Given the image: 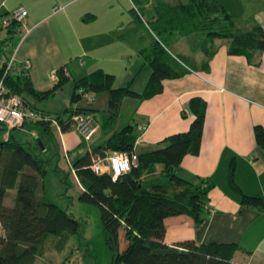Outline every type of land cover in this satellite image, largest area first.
I'll return each instance as SVG.
<instances>
[{"label": "crops", "instance_id": "crops-1", "mask_svg": "<svg viewBox=\"0 0 264 264\" xmlns=\"http://www.w3.org/2000/svg\"><path fill=\"white\" fill-rule=\"evenodd\" d=\"M161 3L178 2L0 0V17L17 7L27 11L17 26L0 28L5 30L0 35V51L4 47L10 49L3 56L0 54V63H12L11 75L24 70L37 91L49 90L61 67L67 70L68 80L73 84L80 77L102 69L115 79L118 74L128 77L126 80L131 82V87L142 66L135 67L137 64L146 65L150 73L143 52L149 53L150 47L158 41L169 55L165 54L166 60L174 58L189 72L163 79L162 91L153 97H131L135 100L133 123L128 125L134 127L133 146L136 150L154 148L168 135L187 131L194 119L189 100L200 97L206 102V112L199 149L197 154H186L182 158L176 174L193 183L200 178L214 182L208 193L204 221L195 226L188 215L165 218L164 243L174 245L184 240H192L197 245L234 243L239 248L234 253V262L264 264V210L241 205L227 180L229 165L234 161V179L240 190L247 195L264 197V149L257 145L254 136L255 125L264 128V50L252 52L250 60L245 55L229 54L227 39L201 35L183 37L174 32L164 34L160 41L149 22L157 18V7ZM55 7L60 9L54 11ZM252 18L264 29V3L254 11ZM148 73L142 89L134 91L143 90ZM73 88L74 85L71 92ZM23 95L30 105V99L36 100L26 92ZM68 101L70 104L65 109H88L86 114L97 128L93 136L104 134V125L97 122L95 114L102 112L104 121L107 94L98 95L91 106L73 105L71 97ZM117 130H107L105 140ZM54 135L60 159L65 157L67 163L68 159L102 144L95 143V137L89 142L83 140L75 129L62 132L55 128ZM71 172L81 191L74 170Z\"/></svg>", "mask_w": 264, "mask_h": 264}, {"label": "trees", "instance_id": "trees-1", "mask_svg": "<svg viewBox=\"0 0 264 264\" xmlns=\"http://www.w3.org/2000/svg\"><path fill=\"white\" fill-rule=\"evenodd\" d=\"M11 26L17 23L12 21L5 28ZM149 27L160 41L164 34L174 32L183 37L201 35L227 39L229 54L245 55L250 60L252 52L264 50L263 27L254 20L237 21L216 0L161 3L157 7V18L149 22ZM143 54L150 73L141 92L134 91L130 85L115 87L114 75L97 69L75 81L71 101L78 102L84 98V93L92 95L106 91L108 106L104 126L107 127L117 119L126 97L148 99L162 91L163 79L181 77L189 72L174 58L166 60V51L158 41L150 47L149 53ZM6 64L0 63L5 95L20 96L23 106L40 118L26 120L20 127L34 133L33 140L26 142L15 140L11 135L14 128L7 129L0 123V134L8 132L6 139H0V264H34L37 258L62 252L72 236H82L80 220L48 198L46 181L51 165L55 166L56 173L60 170L52 120L66 132L74 129L72 117L86 114L88 109L70 107L54 116L40 113L23 93L36 100L53 96L68 80L67 70L57 69L54 85L49 90L37 91L24 70L11 75L5 72ZM189 109L194 119L187 131L168 135L154 148L136 150V164L116 178L107 172L95 173L90 167L92 159L105 157L110 152L132 150L135 141L132 125L113 132L90 151L68 159L69 171L74 170L82 187L79 199L100 209L109 264H239L233 261L239 249L234 243L197 245L192 240L174 245L164 243V219L183 214L190 216L195 226L199 225L206 218L208 193L214 187L209 178L193 183L176 174L182 158L198 152L206 102L192 97ZM45 116L49 118L44 119ZM254 136L257 145L264 149V128L255 125ZM227 180L238 194L241 205L264 210L263 196L244 194L237 186L234 161L229 165ZM12 189H16V195L10 205L5 202L8 190ZM120 233L123 234V247H120Z\"/></svg>", "mask_w": 264, "mask_h": 264}, {"label": "rangeland", "instance_id": "rangeland-1", "mask_svg": "<svg viewBox=\"0 0 264 264\" xmlns=\"http://www.w3.org/2000/svg\"><path fill=\"white\" fill-rule=\"evenodd\" d=\"M186 0H177V2H185ZM222 4L227 11H230L232 17L239 22L246 23L252 21V15L256 9H258L264 0H216ZM140 7V5H137ZM240 17V18H236ZM153 27V25L151 24ZM5 30L0 29V35L4 34ZM163 39V38H162ZM6 49V51H4ZM10 49L4 47L0 51L1 56ZM136 76L134 77V83L131 88L142 89L145 76L148 73V68L143 63L137 64L135 67H140ZM134 68V67H133ZM149 74V73H148ZM123 74H118L114 81V86H124L129 85L131 82L126 80ZM73 83L68 80L64 83L60 91H58L55 97H50L43 101H37L30 99L34 108L40 113H48L51 116L60 114L64 111L67 105L70 104L68 101L72 94ZM107 94L106 91L99 92L96 95L92 94L94 100L87 101L85 98H81L78 103H73V105L81 106H91L94 104L95 99L98 95ZM66 101V106L64 105ZM135 100L131 97H126L124 102L121 103L118 110V117L113 124L107 127L104 126V134L99 137H95V143H103L105 140V133L108 130L113 131V129H122L124 126L133 123V111H134ZM99 104V102H97ZM48 111V112H47ZM102 112L96 113L97 122L104 125L102 120ZM102 131H100L101 134ZM12 137L20 142L32 141V132L25 128H14L11 131ZM135 137V134L133 133ZM8 137V132L0 134V139H6ZM92 140V139H91ZM59 172H55L53 169L54 165L49 168V173L47 176L46 186L48 198L56 203L62 209H65L74 218L80 220L83 225L82 236L78 237L76 235L72 236L65 247V249L60 253H49L46 258H37L34 264H109L107 249L104 244L102 227L100 220V209L91 203L83 202L79 199V194L81 193L79 185L74 178L72 172L69 171V164L65 157L59 159ZM16 195V189L8 190V195L6 196L7 204L12 205L13 199ZM120 247H123V234L120 233Z\"/></svg>", "mask_w": 264, "mask_h": 264}, {"label": "built area", "instance_id": "built-area-1", "mask_svg": "<svg viewBox=\"0 0 264 264\" xmlns=\"http://www.w3.org/2000/svg\"><path fill=\"white\" fill-rule=\"evenodd\" d=\"M60 9L55 7L54 11ZM27 15V11L22 7H17L11 12L0 17V28L7 27L12 21L21 23L22 19ZM22 26H25L22 24ZM28 68V64L24 66ZM14 71L11 62H7L5 72L9 74ZM87 101H92L93 97L89 94H83ZM40 118L34 111L23 106V102L18 95H5V88L0 80V123L5 125L7 129L20 128L26 120ZM45 116L44 119H48ZM74 129L79 133L83 140L89 142L96 132V127L93 125V120L86 114H77L72 117ZM52 125L59 129L55 120H52ZM139 130H142L139 127ZM137 162L136 148L133 146L129 152H110L105 157H93L91 169L97 173H111L113 178L130 170L132 165ZM207 208V207H206Z\"/></svg>", "mask_w": 264, "mask_h": 264}, {"label": "bare ground", "instance_id": "bare-ground-1", "mask_svg": "<svg viewBox=\"0 0 264 264\" xmlns=\"http://www.w3.org/2000/svg\"><path fill=\"white\" fill-rule=\"evenodd\" d=\"M6 14H7V13H6ZM1 16H2V15H1ZM89 95H91V94H89ZM91 96H92V95H91ZM92 97H93V96H92ZM84 98H85V97H84ZM85 99H86V98H85ZM93 100H94V98H93ZM93 100H92V101H93ZM87 116H88V115H87ZM95 127H96V126H95Z\"/></svg>", "mask_w": 264, "mask_h": 264}]
</instances>
